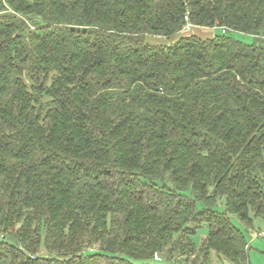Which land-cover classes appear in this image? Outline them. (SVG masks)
<instances>
[{
	"label": "trees",
	"instance_id": "16d2710c",
	"mask_svg": "<svg viewBox=\"0 0 264 264\" xmlns=\"http://www.w3.org/2000/svg\"><path fill=\"white\" fill-rule=\"evenodd\" d=\"M233 215L264 218V0H0V264H248Z\"/></svg>",
	"mask_w": 264,
	"mask_h": 264
},
{
	"label": "rangeland",
	"instance_id": "374dc122",
	"mask_svg": "<svg viewBox=\"0 0 264 264\" xmlns=\"http://www.w3.org/2000/svg\"><path fill=\"white\" fill-rule=\"evenodd\" d=\"M220 32L221 29L217 27L202 28V29L192 28L191 30L185 31L184 34H195L200 37L206 38L218 34ZM234 35L238 39H241L247 43L255 42V38L251 35L240 34V33H234ZM172 41H174V39H169L164 36H158V35L147 36V42L154 45H168ZM218 209L224 211L225 209L224 205L220 203ZM232 217L234 224L242 229L245 238L250 246L248 251V258H249L248 264H264V218L261 216H254L251 225L244 226L236 215H233ZM207 233H208V229L207 227H204L203 229H200L198 233L193 235L191 239L196 246L200 247L203 240L206 238ZM162 262L165 264H188L182 260L179 262H177L176 260H163ZM212 264H233V263L213 253Z\"/></svg>",
	"mask_w": 264,
	"mask_h": 264
},
{
	"label": "built area",
	"instance_id": "2783aa9c",
	"mask_svg": "<svg viewBox=\"0 0 264 264\" xmlns=\"http://www.w3.org/2000/svg\"><path fill=\"white\" fill-rule=\"evenodd\" d=\"M187 29H191L192 28V25L191 24H187L186 26ZM223 32H225V29H223ZM157 257V256H156Z\"/></svg>",
	"mask_w": 264,
	"mask_h": 264
},
{
	"label": "water",
	"instance_id": "95a60500",
	"mask_svg": "<svg viewBox=\"0 0 264 264\" xmlns=\"http://www.w3.org/2000/svg\"><path fill=\"white\" fill-rule=\"evenodd\" d=\"M72 30L75 31L76 30V27H72ZM86 28L83 29L84 32H86ZM78 31H80V29H78Z\"/></svg>",
	"mask_w": 264,
	"mask_h": 264
}]
</instances>
